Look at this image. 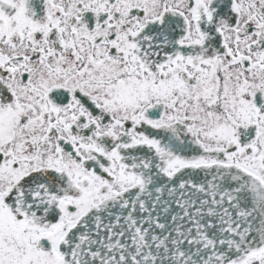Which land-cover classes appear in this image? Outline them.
I'll return each instance as SVG.
<instances>
[{
  "label": "snow or ice",
  "instance_id": "6c2138e0",
  "mask_svg": "<svg viewBox=\"0 0 264 264\" xmlns=\"http://www.w3.org/2000/svg\"><path fill=\"white\" fill-rule=\"evenodd\" d=\"M0 264H264V0H0Z\"/></svg>",
  "mask_w": 264,
  "mask_h": 264
}]
</instances>
